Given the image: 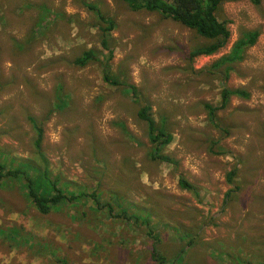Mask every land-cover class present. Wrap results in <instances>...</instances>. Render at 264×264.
I'll list each match as a JSON object with an SVG mask.
<instances>
[{
	"label": "rangeland",
	"instance_id": "374dc122",
	"mask_svg": "<svg viewBox=\"0 0 264 264\" xmlns=\"http://www.w3.org/2000/svg\"><path fill=\"white\" fill-rule=\"evenodd\" d=\"M216 17L225 45L191 61L208 39L124 0H0V162L39 183L47 165L58 190L84 193L42 214L22 177L1 181L0 264H264V0L222 2ZM247 31L256 41L235 52ZM224 86L249 97L220 107ZM143 105L172 134L166 159Z\"/></svg>",
	"mask_w": 264,
	"mask_h": 264
},
{
	"label": "trees",
	"instance_id": "16d2710c",
	"mask_svg": "<svg viewBox=\"0 0 264 264\" xmlns=\"http://www.w3.org/2000/svg\"><path fill=\"white\" fill-rule=\"evenodd\" d=\"M127 6L133 10H146L150 12H157L165 18H169L183 25L184 27L193 30L198 36L208 39L209 43L203 44L190 50L188 54V59L193 60L197 56L201 55H211L217 52L226 43L229 36V31L225 26L224 21H220L216 17V12L222 2L236 1V0H124ZM254 5H259L260 0H249ZM108 28H104L106 31ZM258 32L257 31H247L242 34L239 40L236 42L235 46L238 48L235 50L237 52L242 44L251 45L256 41ZM21 45V43H20ZM235 52L231 53L228 57V61L224 62L226 68L229 67L233 59L236 57ZM93 51L87 50L81 56L74 60V63L79 66H84L87 64L92 55ZM213 67H218V64L213 63ZM105 81H108L111 85H118V82L109 80L108 76L105 74L103 76ZM131 91L134 94L135 89L131 87ZM222 100L220 107H226L230 96H238L240 98H248L249 93L241 87L228 88L223 87ZM205 109L208 111L209 119L212 121L215 119L216 107L212 106L210 103H204ZM152 108L149 105L141 106L137 112L136 116L145 122L147 130V138L151 144L152 157L166 159L167 155H164L161 151L172 141V134L165 128L158 125L157 121L152 115ZM32 121L34 132L37 135L34 143L36 147L40 149V143L42 140L43 130L38 126L31 117H28ZM172 160V159H171ZM28 166H32L30 162H27ZM48 170V166H44L42 170V175L39 183L36 179L28 176L25 167L20 165L12 167L5 162H0V182L10 178H21V184L24 187L25 198L29 199L30 203L35 206V208L42 214L48 213L55 207L62 204H75L78 198L84 196V193L75 194L70 190H58V182L52 183L49 178H52V173ZM237 174V167H232L226 172V182L230 184L233 182ZM64 184H67L64 182ZM178 184L183 189H190L192 185L185 179L180 178ZM41 185H45L42 186ZM49 187L51 190H46L45 187ZM88 195L92 197L96 209H103L105 206L108 211L112 210V206H107L103 204L95 197V191ZM230 192V191H228ZM24 194V193H23ZM94 197L96 199H94ZM77 202V201H76ZM53 251V250H52ZM155 257V255H152Z\"/></svg>",
	"mask_w": 264,
	"mask_h": 264
}]
</instances>
